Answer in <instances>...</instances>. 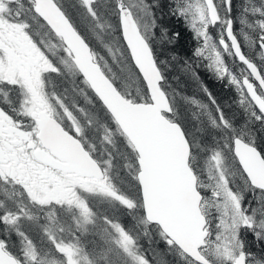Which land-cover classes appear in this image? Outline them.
<instances>
[{
    "label": "snow or ice",
    "instance_id": "snow-or-ice-1",
    "mask_svg": "<svg viewBox=\"0 0 264 264\" xmlns=\"http://www.w3.org/2000/svg\"><path fill=\"white\" fill-rule=\"evenodd\" d=\"M74 7L79 20L61 0H0V264H167L142 240L176 264H264L245 240L264 241V0L235 19L233 0L167 4L197 66L235 87L242 126L206 86L215 114L194 97L190 117L176 106L152 44L159 0Z\"/></svg>",
    "mask_w": 264,
    "mask_h": 264
},
{
    "label": "trees",
    "instance_id": "trees-1",
    "mask_svg": "<svg viewBox=\"0 0 264 264\" xmlns=\"http://www.w3.org/2000/svg\"><path fill=\"white\" fill-rule=\"evenodd\" d=\"M62 1H64L67 5L66 9L72 15H74L77 20H79L77 8L74 7L76 0H70L69 2L66 0H61V3L63 4L64 2ZM168 2L169 0H159L160 7L156 9L158 27L155 30V45L152 43L157 57L163 62L164 60L166 61L161 66L162 68H164L165 65L168 67L167 70H165L168 77V88H177L184 95L189 94L190 97L194 96L197 99L205 100L210 105L213 113L215 114V107L211 105L207 94L202 90V86H206L208 91L211 92L212 96L215 97L216 103L223 109L225 116L232 120L237 126H242L245 122V115L236 100V92L234 87L232 85H228L227 79L223 81L217 79L214 74L205 67L206 61H201L199 66H197L196 59L192 56V52L196 47V41L193 38V34L185 26L183 21L177 20L168 14ZM241 3L242 0H233L232 15L234 19L238 15L239 5ZM236 23H234V26ZM176 32L180 33L179 37H175L173 35ZM90 39H92L93 46L96 47L97 50L108 59L112 71L116 73V69L111 64L114 62L111 60V57L107 55L106 49H104L102 45L95 41L94 38L90 37ZM169 40L172 42L170 43ZM245 54L248 55L246 52ZM250 58L253 57L250 56ZM228 59L230 58L224 56L225 63ZM185 61L191 63V70L186 67ZM235 63H237V61ZM193 72L195 75H193ZM232 72H236V70L234 69ZM179 110L186 118H188L184 111H181V109ZM256 135V143L258 148L260 150H264V138H262L259 133ZM246 196L251 198L250 193H246ZM93 204L97 210L106 212L108 215L113 214L112 210L107 204L95 201ZM118 218L126 224H129L130 220L125 216L119 215ZM33 233L34 232H29L28 234L32 238L38 237L36 233L33 236ZM245 240L247 248L252 253H254L258 258L263 257L260 241L257 242L251 233H248L245 236ZM141 243L144 244L145 248H148L149 258H152V252L155 250L161 254L159 257H157V259H163L167 261V264H176V258L166 253L163 245L152 244L151 247H149V242L146 240H142Z\"/></svg>",
    "mask_w": 264,
    "mask_h": 264
},
{
    "label": "rangeland",
    "instance_id": "rangeland-1",
    "mask_svg": "<svg viewBox=\"0 0 264 264\" xmlns=\"http://www.w3.org/2000/svg\"><path fill=\"white\" fill-rule=\"evenodd\" d=\"M66 1H70V0H66ZM62 2H64V1H62ZM63 5L66 7L67 5H66V3L64 2L63 3ZM77 15L79 16V14L77 13ZM81 28L83 29V30H85V26L84 25H81ZM239 28H240V25H239V23L237 22L236 23V25L234 26V31H236L237 33H238V30H239ZM210 32H211V34L213 35V38H214V40H217V43H218V39H217V33H218V30L217 29H210ZM193 34V33H192ZM238 39L240 40V43H241V45H242V48L244 49V51L248 54V55H250L251 57H253V58H256L255 57V54L254 53H252V52H250V50H249V48H247V47H245V46H243L244 45V42H243V38H242V36H240L239 34H238ZM152 43L154 44L155 43V39H153V41H152ZM157 44V43H156ZM155 45V44H154ZM223 50L221 49V52H222ZM107 52V51H106ZM224 56L225 57H227V55L226 54H224ZM228 58V57H227ZM257 60H259L258 58H256ZM164 62H166L165 60H164ZM236 62V61H235ZM235 62H233L232 60H230V59H228L227 61H226V65L231 69V71L232 70H236V72H233V74L234 75H237V76H239L240 75V72H239V69L241 68V67H243V65H236V63ZM112 64V66L116 69V75L118 76V77H120V76H124V75H126V73L125 72H123L122 71V69H121V65L120 64H117V63H111ZM113 64H115V65H113ZM167 66L165 65V67H164V70H167ZM234 87V86H233ZM234 90H235V92H236V89H235V87H234ZM168 91L170 92V94L171 95H173L174 96V102H175V104H176V106L179 108V109H181V111H184L185 113H186V116H188V117H190V114H191V111H193L194 109L192 108V106L191 105H188L186 102H185V97H190L189 96V94H183V93H181L177 88H168ZM236 95V100L238 101V99H237V93H235ZM192 97H194V96H192ZM194 98H196V97H194ZM197 99V98H196ZM197 100H199V101H201L202 103H205V104H208L205 100H201V99H197ZM209 105V104H208ZM210 106V105H209ZM214 114V113H213ZM246 195V194H245ZM129 226H131V221H129V224H128ZM34 234H35V232L33 233V236H34ZM12 239H15V236L13 235V237H12ZM34 240H36L37 242H38V237H35V238H33ZM260 244H261V248H262V250L261 251H263L262 252V256L264 257V241H260Z\"/></svg>",
    "mask_w": 264,
    "mask_h": 264
},
{
    "label": "flooded vegetation",
    "instance_id": "flooded-vegetation-1",
    "mask_svg": "<svg viewBox=\"0 0 264 264\" xmlns=\"http://www.w3.org/2000/svg\"><path fill=\"white\" fill-rule=\"evenodd\" d=\"M242 51H243V49H242ZM253 59H254V61H255L256 63H258V64L260 63V61L257 60L256 58H253ZM236 65H242V64H240L239 62H237Z\"/></svg>",
    "mask_w": 264,
    "mask_h": 264
},
{
    "label": "water",
    "instance_id": "water-1",
    "mask_svg": "<svg viewBox=\"0 0 264 264\" xmlns=\"http://www.w3.org/2000/svg\"><path fill=\"white\" fill-rule=\"evenodd\" d=\"M237 62H239V61H237ZM240 63V62H239Z\"/></svg>",
    "mask_w": 264,
    "mask_h": 264
}]
</instances>
